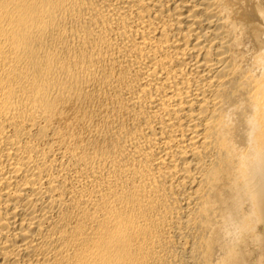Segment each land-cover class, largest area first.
I'll return each mask as SVG.
<instances>
[{
	"label": "bare ground",
	"instance_id": "obj_1",
	"mask_svg": "<svg viewBox=\"0 0 264 264\" xmlns=\"http://www.w3.org/2000/svg\"><path fill=\"white\" fill-rule=\"evenodd\" d=\"M0 264H264V0H0Z\"/></svg>",
	"mask_w": 264,
	"mask_h": 264
}]
</instances>
